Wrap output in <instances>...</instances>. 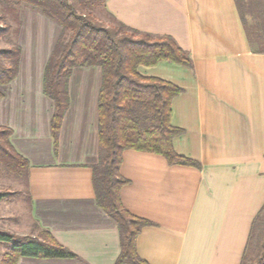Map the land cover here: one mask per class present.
I'll return each instance as SVG.
<instances>
[{"label":"crops","instance_id":"obj_1","mask_svg":"<svg viewBox=\"0 0 264 264\" xmlns=\"http://www.w3.org/2000/svg\"><path fill=\"white\" fill-rule=\"evenodd\" d=\"M105 7L131 28L171 35L192 60L138 66L183 88L172 101L171 122L183 129L173 144L200 163L124 150L122 203L153 222L137 237L138 253L150 264H241L264 207V52L252 48L236 0H106ZM18 15L19 72L0 85V125L13 130L12 145L29 161L33 229L49 230L78 256H22L18 264H114L118 223L97 203L92 167L100 154L102 68L72 70L55 152V107L43 82L63 26L28 2Z\"/></svg>","mask_w":264,"mask_h":264},{"label":"trees","instance_id":"obj_2","mask_svg":"<svg viewBox=\"0 0 264 264\" xmlns=\"http://www.w3.org/2000/svg\"><path fill=\"white\" fill-rule=\"evenodd\" d=\"M22 2L40 7L62 26L44 72V93L54 102L51 132L58 150L63 118L70 105L69 80L76 66L99 65L102 86L99 95V160L93 167L98 205L118 223L121 250L114 264H150L137 250V237L152 221L131 213L122 203L121 188L128 182L120 172L127 148L164 155L169 163L200 166L199 161L178 153L173 144L183 132L171 122L172 101L183 88L171 81L138 71L140 64L160 60L192 65L188 52L171 35H154L124 24L106 11V0H0V38L9 37L10 46H0V85L14 80L19 72L21 46L10 37L12 21L18 25ZM248 40L256 52H264V0H236ZM111 16L106 24L95 14ZM68 32V37L66 33ZM4 96L0 91V99ZM13 130L0 125V169L5 168L28 186L29 161L10 141ZM28 192V190H27ZM19 190H0V201L17 198ZM264 207L257 215L241 264H264V229L260 226ZM0 239L13 244L3 264H18L22 256L77 258L47 229L36 234H15L0 230Z\"/></svg>","mask_w":264,"mask_h":264},{"label":"rangeland","instance_id":"obj_3","mask_svg":"<svg viewBox=\"0 0 264 264\" xmlns=\"http://www.w3.org/2000/svg\"><path fill=\"white\" fill-rule=\"evenodd\" d=\"M95 15L106 24L112 23V19L103 11H98ZM0 24H3V21H1ZM12 27L14 32L12 31V33H10V37L13 41H15V38L13 37L18 24L12 21ZM66 36L68 37V32L66 33ZM8 38L9 37L0 38V46H10V38ZM2 189L19 190L20 193L17 198L4 199L0 201V230L22 235L36 234L39 229H36V227L33 229V226L31 225L25 178H19L13 173L7 171L5 168H1L0 190ZM260 226H263L264 229V216L260 222ZM12 247V242L0 239V259L5 255V253L11 252Z\"/></svg>","mask_w":264,"mask_h":264}]
</instances>
